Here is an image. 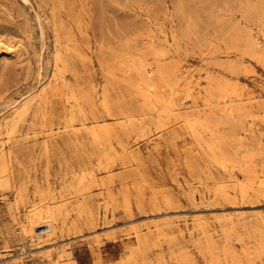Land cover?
<instances>
[{
  "label": "rangeland",
  "instance_id": "obj_1",
  "mask_svg": "<svg viewBox=\"0 0 264 264\" xmlns=\"http://www.w3.org/2000/svg\"><path fill=\"white\" fill-rule=\"evenodd\" d=\"M0 264H264V0H0Z\"/></svg>",
  "mask_w": 264,
  "mask_h": 264
},
{
  "label": "bare ground",
  "instance_id": "obj_2",
  "mask_svg": "<svg viewBox=\"0 0 264 264\" xmlns=\"http://www.w3.org/2000/svg\"><path fill=\"white\" fill-rule=\"evenodd\" d=\"M42 20V19H41ZM13 52V51H12ZM41 73V72H40ZM242 76V75H241ZM8 107V106H7ZM22 111V110H21ZM43 227L47 228L48 230H53L54 229V222L48 218L44 223L42 224ZM33 229V228H32ZM34 232V231H33Z\"/></svg>",
  "mask_w": 264,
  "mask_h": 264
}]
</instances>
